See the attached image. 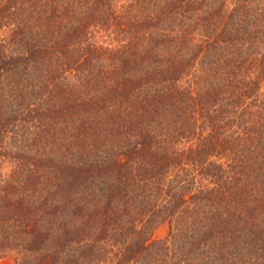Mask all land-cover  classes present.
<instances>
[{"label":"trees","instance_id":"obj_1","mask_svg":"<svg viewBox=\"0 0 264 264\" xmlns=\"http://www.w3.org/2000/svg\"><path fill=\"white\" fill-rule=\"evenodd\" d=\"M6 255L264 264V0H0Z\"/></svg>","mask_w":264,"mask_h":264},{"label":"rangeland","instance_id":"obj_2","mask_svg":"<svg viewBox=\"0 0 264 264\" xmlns=\"http://www.w3.org/2000/svg\"><path fill=\"white\" fill-rule=\"evenodd\" d=\"M169 233V226L168 225H162L159 227L155 234V239H164L167 237ZM0 264H15V258L12 255H6L2 258H0Z\"/></svg>","mask_w":264,"mask_h":264}]
</instances>
